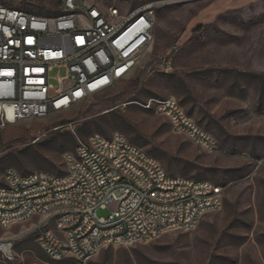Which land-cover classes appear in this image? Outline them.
Segmentation results:
<instances>
[{"label": "rangeland", "instance_id": "1", "mask_svg": "<svg viewBox=\"0 0 264 264\" xmlns=\"http://www.w3.org/2000/svg\"><path fill=\"white\" fill-rule=\"evenodd\" d=\"M122 16L154 5L153 43L131 74L73 105L0 128V178L64 175V156L77 140L114 132L155 158L169 176L224 186L222 207L190 231H172L141 244L107 247L85 261L50 260L33 225L43 218L0 225L13 239L0 264H264V0H85ZM61 0H0L42 17ZM57 88L65 68L50 71ZM173 98L219 149L209 152L174 133L169 120L144 105ZM109 211H99L106 217ZM53 221L44 229H52Z\"/></svg>", "mask_w": 264, "mask_h": 264}, {"label": "built area", "instance_id": "2", "mask_svg": "<svg viewBox=\"0 0 264 264\" xmlns=\"http://www.w3.org/2000/svg\"><path fill=\"white\" fill-rule=\"evenodd\" d=\"M154 5L122 16L85 0H61L60 13L42 17L0 4V128L68 111L128 77L153 43ZM65 68L59 86L50 71ZM144 107L165 116L174 133L202 149H219L173 98ZM66 172L0 178V225L43 218L33 225L37 243L52 261H85L107 247L147 243L172 231H190L222 207L224 186L169 176L159 162L114 132L77 140L64 156ZM99 211H109L106 217ZM52 229H44L50 222ZM13 239L0 241L10 251Z\"/></svg>", "mask_w": 264, "mask_h": 264}, {"label": "bare ground", "instance_id": "3", "mask_svg": "<svg viewBox=\"0 0 264 264\" xmlns=\"http://www.w3.org/2000/svg\"><path fill=\"white\" fill-rule=\"evenodd\" d=\"M7 252V254H10V251L8 250V251H6Z\"/></svg>", "mask_w": 264, "mask_h": 264}]
</instances>
